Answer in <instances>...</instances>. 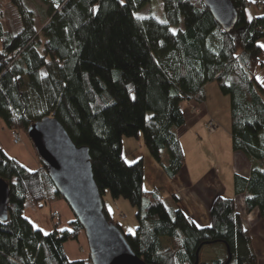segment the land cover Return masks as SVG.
Instances as JSON below:
<instances>
[{
  "label": "trees",
  "instance_id": "trees-1",
  "mask_svg": "<svg viewBox=\"0 0 264 264\" xmlns=\"http://www.w3.org/2000/svg\"><path fill=\"white\" fill-rule=\"evenodd\" d=\"M7 1L15 19L0 9L4 125L26 133L53 116L77 146H87L101 197L108 190L136 208L135 232L125 234L102 199L107 220L145 263L199 264L204 245L221 243L225 256L203 264H256L233 198L217 196L210 226L198 227L143 189V161L123 158L122 138L141 133L153 159L168 176L176 174L184 164L177 135L183 106L204 101L206 86L216 82L229 100L232 149L251 161L248 179L235 176V190L244 193L247 211L257 208L264 217V87L256 76L264 67V13L248 17L250 1L232 0L238 17L225 31L201 0ZM148 3L154 14L137 16ZM0 179L8 184L0 264H92L89 256L66 255L64 243L83 231L75 216L64 229L44 233L23 215L26 204L63 199L43 164L30 170L0 147Z\"/></svg>",
  "mask_w": 264,
  "mask_h": 264
},
{
  "label": "crops",
  "instance_id": "crops-1",
  "mask_svg": "<svg viewBox=\"0 0 264 264\" xmlns=\"http://www.w3.org/2000/svg\"><path fill=\"white\" fill-rule=\"evenodd\" d=\"M260 44L264 45V42ZM210 85L208 84L205 88L204 101L191 100L183 106L185 121L177 131L184 156L183 166L172 176L166 174L164 184L155 187L153 192L162 199L168 209H182L198 227L210 226L209 209L217 196L233 198L235 210L249 232L256 255V264H259L258 259L262 257V254L264 256V217L260 215L257 208L247 211L244 193L236 192L234 187L235 176L249 178L251 161L242 150L232 149L228 118L229 100L227 104L221 94V96L216 94L215 89L209 91ZM219 107L222 114L219 113ZM226 113L227 122H223L222 130L215 129L208 133L205 129L206 121L211 118L219 127L218 116ZM0 125L3 128L6 127L1 119ZM6 131L9 132L8 129ZM6 131L0 130L2 150L17 160L20 165L30 170H39L42 163L28 138L24 137L22 143L14 144ZM205 145L209 150H206ZM52 209H57L61 213L63 223L57 227L58 230L67 227L74 218L71 216L72 211L61 205L59 199L42 202L36 207L24 208L23 215L35 228L48 233L51 229V221L47 214ZM83 235L81 231L76 240H68L64 243L66 255L70 260L88 257L89 251L85 248L79 250L80 247H78ZM208 249L213 250L215 255L213 259L217 254L221 255L222 250L219 246L215 249L208 247Z\"/></svg>",
  "mask_w": 264,
  "mask_h": 264
},
{
  "label": "water",
  "instance_id": "water-1",
  "mask_svg": "<svg viewBox=\"0 0 264 264\" xmlns=\"http://www.w3.org/2000/svg\"><path fill=\"white\" fill-rule=\"evenodd\" d=\"M201 1L223 30L235 26L238 12L232 0ZM26 134L56 191L81 225L92 264H147L132 251L120 228L107 220L88 147L77 146L53 116L32 123ZM7 203L8 184L0 179V221L7 219ZM227 251L228 262V247Z\"/></svg>",
  "mask_w": 264,
  "mask_h": 264
},
{
  "label": "rangeland",
  "instance_id": "rangeland-1",
  "mask_svg": "<svg viewBox=\"0 0 264 264\" xmlns=\"http://www.w3.org/2000/svg\"><path fill=\"white\" fill-rule=\"evenodd\" d=\"M34 1L39 2V0H34ZM153 4L154 3H148L140 11H138L136 13V15L139 17H147V16H150L151 14H154V5ZM7 7L13 8L10 4H8L7 0H0V9L5 11L6 14L8 15V18H10L12 21H14L15 18L12 15L13 10L8 9ZM246 13H247L248 17H253L257 14L264 13V10L257 11L256 8L247 7ZM258 30H262V29H260L258 27ZM262 42H264L263 39L260 41V43H262ZM256 76H257V79L261 82L262 86L264 87V67H262L256 71ZM213 89H215L216 94H218V96H221L220 95L221 93H219L220 91L218 89V86H217L216 82H214V81L208 87L209 91H213ZM222 96H223V98H225V103L227 102V104H228V97L224 96V95H222ZM213 99L216 101V98H214V96H213ZM219 109H220V107H219ZM219 113L222 114L221 109L219 110ZM228 114H229V110H228ZM226 117H227V113L225 115H219L218 116V120H219L218 123L220 125L219 127H218L216 121L214 120L216 130H218V131L222 130L223 122L224 121L227 122ZM228 118L230 121L229 115H228ZM4 128H3V126L0 125V130L6 131L8 129L9 132H7V131L6 132L10 134L11 138H12V130L16 131L20 135L21 139L18 143L14 142L13 138L11 139L12 143H14V144L22 143L24 137L28 138V136H26V133L19 128H8V127L7 128L4 127ZM205 129L209 133L208 129L207 128H205ZM28 140L31 142V140L29 138H28ZM31 144H32V142H31ZM205 148H206V150H209L207 145H205ZM161 155H162V159L165 161V158L167 159V154H166L165 150H162ZM122 156L127 162H133V161H136L138 159H142L143 164H144L143 189L145 191L153 192L155 187H157L158 185L164 184L165 178H166L165 177L166 173L162 169V167L153 159L151 154L149 153L148 149L144 145L141 133L138 136V138H136V137H123L122 138ZM102 199H103L105 207L107 208V210L109 211V213L112 217V220L121 226L124 233L125 234L126 233H128V234L134 233L135 229L137 227V221L135 218L136 208L134 206H132L126 199H124L122 197H120V198L111 197L108 190H105L104 194L102 195ZM59 200H60L61 205L69 208L68 204L63 199H59ZM29 207H31L30 204L25 205V208H29ZM53 211H56L59 215V218L57 217L58 218L57 222H56V216L55 217L52 216ZM70 211H71V209H70ZM44 215H46V214H44ZM47 215L51 221V228H53L54 225H57V227H59V225H61L63 223L61 213L59 210L52 209V210H50L49 214H47ZM71 216L74 217V214H72ZM130 229H131V231H129ZM83 234H84V232H83ZM81 238H82L81 244L78 243L79 244L78 247H80L79 250H82V248L83 249L85 248L88 251V245H87V240H86L85 234ZM163 243L166 244L168 242H167V240H165V241H163ZM218 246L221 247V250H222L221 256H225L224 250H223L224 246H222L221 243L204 245L205 248H201L198 252V263L203 264L205 262L213 260L215 255L213 253V250L210 251L208 249V247L215 249ZM259 256H260V254H259ZM258 260H259V264H264L263 254H262V257H260V259H258Z\"/></svg>",
  "mask_w": 264,
  "mask_h": 264
},
{
  "label": "built area",
  "instance_id": "built-area-1",
  "mask_svg": "<svg viewBox=\"0 0 264 264\" xmlns=\"http://www.w3.org/2000/svg\"><path fill=\"white\" fill-rule=\"evenodd\" d=\"M249 7L256 8L257 11H262V9H264V2L262 0H250ZM206 128L208 129L209 132H213L216 129L215 123L211 118L208 119V121L206 122ZM12 138L14 139V142L16 143H18L21 139L20 135L14 130H12ZM52 216L53 217L56 216V222H57L59 218L58 213L56 211H53Z\"/></svg>",
  "mask_w": 264,
  "mask_h": 264
},
{
  "label": "snow or ice",
  "instance_id": "snow-or-ice-1",
  "mask_svg": "<svg viewBox=\"0 0 264 264\" xmlns=\"http://www.w3.org/2000/svg\"><path fill=\"white\" fill-rule=\"evenodd\" d=\"M261 47H264V45H261ZM129 231H131V229Z\"/></svg>",
  "mask_w": 264,
  "mask_h": 264
}]
</instances>
